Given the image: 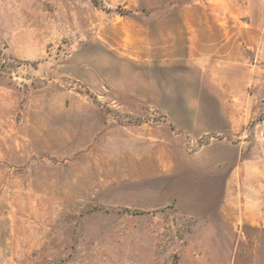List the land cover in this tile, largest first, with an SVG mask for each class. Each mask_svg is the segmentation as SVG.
I'll return each instance as SVG.
<instances>
[{
  "label": "rangeland",
  "instance_id": "rangeland-1",
  "mask_svg": "<svg viewBox=\"0 0 264 264\" xmlns=\"http://www.w3.org/2000/svg\"><path fill=\"white\" fill-rule=\"evenodd\" d=\"M0 264H264V0H0Z\"/></svg>",
  "mask_w": 264,
  "mask_h": 264
}]
</instances>
